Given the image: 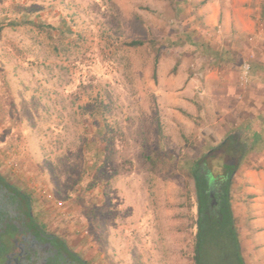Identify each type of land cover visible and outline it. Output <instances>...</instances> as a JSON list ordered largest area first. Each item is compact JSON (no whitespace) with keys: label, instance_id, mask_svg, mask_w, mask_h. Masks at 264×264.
<instances>
[{"label":"rangeland","instance_id":"obj_1","mask_svg":"<svg viewBox=\"0 0 264 264\" xmlns=\"http://www.w3.org/2000/svg\"><path fill=\"white\" fill-rule=\"evenodd\" d=\"M175 1L0 0V173L88 264H193L187 161L264 139V0Z\"/></svg>","mask_w":264,"mask_h":264},{"label":"trees","instance_id":"obj_2","mask_svg":"<svg viewBox=\"0 0 264 264\" xmlns=\"http://www.w3.org/2000/svg\"><path fill=\"white\" fill-rule=\"evenodd\" d=\"M175 4L176 1L174 0ZM264 19V6L263 15ZM13 21L10 25H15ZM3 26L0 25V29ZM153 76L160 59L161 45L151 41ZM141 40L125 41L126 46L142 45ZM264 65V64H263ZM101 108L87 112L96 116ZM256 116H248L247 123L228 128L223 138L214 145L204 146L200 152L187 161L184 169L193 181V205L195 208L194 237L192 249L193 264H246L242 252L241 235L232 208V186L236 173L246 156L257 149L263 140L260 132L252 127ZM158 136L163 139L161 124L158 123ZM260 150V147H258ZM166 153V152H165ZM165 153H163L165 155ZM215 167H219L217 170ZM182 170V166H180ZM29 197V196H28ZM30 198V197H29ZM67 243V242H66ZM63 248H68L69 244ZM69 248H71L69 246ZM70 250V249H69ZM81 258H83L81 256ZM81 264H88L83 258Z\"/></svg>","mask_w":264,"mask_h":264},{"label":"flooded vegetation","instance_id":"obj_3","mask_svg":"<svg viewBox=\"0 0 264 264\" xmlns=\"http://www.w3.org/2000/svg\"><path fill=\"white\" fill-rule=\"evenodd\" d=\"M62 243L34 212L32 200L0 173V264H81V256Z\"/></svg>","mask_w":264,"mask_h":264},{"label":"crops","instance_id":"obj_4","mask_svg":"<svg viewBox=\"0 0 264 264\" xmlns=\"http://www.w3.org/2000/svg\"><path fill=\"white\" fill-rule=\"evenodd\" d=\"M256 147L257 151L253 152L262 154L258 169L245 172L249 180L242 179L245 187L239 199H236L234 188L232 189V208L239 226L242 248L247 246L246 260L251 264H264V139Z\"/></svg>","mask_w":264,"mask_h":264}]
</instances>
